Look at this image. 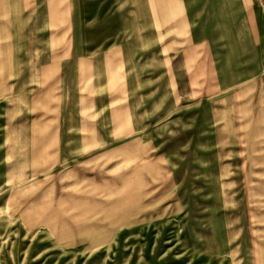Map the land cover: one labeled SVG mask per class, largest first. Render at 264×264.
Instances as JSON below:
<instances>
[{
	"label": "rangeland",
	"instance_id": "1",
	"mask_svg": "<svg viewBox=\"0 0 264 264\" xmlns=\"http://www.w3.org/2000/svg\"><path fill=\"white\" fill-rule=\"evenodd\" d=\"M12 1L0 0V264H264V119L237 111L242 85L216 96L226 112L215 111L216 97L180 100L164 26L155 73L147 56L137 57L151 42L138 45L141 26L129 11L124 21L120 0L95 17L81 0L78 31L72 0H47L49 59L62 42L83 58L93 49L111 55L108 73L64 72L68 85L79 82L70 90L81 98L69 123L96 134V159L79 167L96 177L95 194L65 187L77 181L80 164L30 151L41 129L59 126L62 92L54 71L47 105L40 104L39 81L25 67L38 58L36 46L24 58L15 40L33 23L39 0ZM240 1L264 40V0Z\"/></svg>",
	"mask_w": 264,
	"mask_h": 264
},
{
	"label": "crops",
	"instance_id": "2",
	"mask_svg": "<svg viewBox=\"0 0 264 264\" xmlns=\"http://www.w3.org/2000/svg\"><path fill=\"white\" fill-rule=\"evenodd\" d=\"M108 1L88 0L90 17H92V12H94V17L96 16L97 8H102L105 14L108 9L111 10L113 6ZM80 2L81 0L71 1L73 31L79 30ZM244 3L240 0H120V7L127 12L123 18L124 21L129 19V11L130 15L134 14L135 24L141 26L136 32V40L138 43L141 42V45H138L143 46L142 42L145 41L151 42V49H148L149 51L142 50L137 57L147 56V59L151 60L152 72L155 73L159 72V69L155 67H159L160 47H158V41L160 40V27L164 26L163 30L167 34L164 39L167 40L170 48L167 54L169 70L180 100L193 98L202 104L207 96L216 97L224 88L238 84L242 86L238 92L240 101L237 103V111L244 114H255L259 120H263L264 45L262 42L264 40L257 37L250 16L242 11V8H245ZM38 4V8L30 11V15L31 13L36 15L33 17V23L29 22L24 33L18 39L15 36V40L19 42V49L24 54L20 55L24 58L33 57L32 46H36L33 53L38 58L35 63L29 60V64L25 67L26 72L29 68L30 74L33 76L35 74V79L39 81L40 104L47 105V98L44 97L47 95L49 74L54 71L56 73L55 86L62 92L58 95L60 100L58 105L61 106L57 116V120L60 121L59 126L55 130L53 128L36 131L39 140L33 141L36 144L30 151L43 153L45 158H48V154L56 153L59 163L80 164L78 165V175L73 176V179L77 181L66 183L65 187L77 185L79 192L87 191L88 195H94L96 177L83 175L79 171L81 170L79 167H85L86 164L96 159L94 156L96 146L93 145L96 134L93 130L82 129L86 131L83 134L81 129H76L73 124L69 123L73 121L74 114L76 115L80 111L81 98L79 94L74 96L71 91L79 82L74 80V87L68 85L69 83L64 79V72L72 71L75 76L81 72L108 73L110 69L106 68V64L108 62L110 65L111 55L106 52L103 55H96V50L93 49L88 50L87 58H83L84 54H81L78 47L74 48L71 43L70 48H65L67 46L62 42L52 49L54 53L49 59L47 0H39ZM12 8L11 14L14 15L16 5H10V11ZM7 16H9V9ZM10 24L7 21L9 32ZM1 25L0 20V27ZM78 45L77 43L76 46ZM132 54L133 50L130 49L125 52L126 57H132ZM121 56H124L123 51ZM97 57H103V59H97ZM138 61L139 65L143 67L144 60H136V63ZM125 62L127 64L130 60L126 59ZM32 67L33 71H31ZM248 84L251 85L250 93L246 94L247 89L244 87ZM142 87L143 81L137 79L135 88ZM155 90L156 87L153 86V94ZM209 90H211L210 93ZM44 94L46 95L44 96ZM138 96H142V94ZM212 101L216 102L215 111L217 113L226 112L224 107H220L217 97ZM91 103L95 104V101L92 100ZM91 103L88 101V104ZM49 142L57 143L50 148ZM46 160L48 162V159ZM41 161L43 162L44 158ZM44 166L48 167L47 163ZM74 169L77 171L76 168ZM71 172L75 174L73 171ZM55 184L59 185L60 182L57 181ZM89 226L94 227L93 225Z\"/></svg>",
	"mask_w": 264,
	"mask_h": 264
}]
</instances>
